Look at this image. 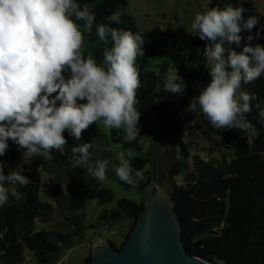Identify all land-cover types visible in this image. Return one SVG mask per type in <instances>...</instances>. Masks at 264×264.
<instances>
[{"label":"clouds","instance_id":"obj_1","mask_svg":"<svg viewBox=\"0 0 264 264\" xmlns=\"http://www.w3.org/2000/svg\"><path fill=\"white\" fill-rule=\"evenodd\" d=\"M247 11L243 4L205 5L191 18V32L207 42L204 58L211 80L190 99L188 108L199 109L216 129L234 128L256 136L246 114L254 106L264 124V106L253 105L257 97L242 84L264 76V46L254 42L260 38V29L253 33L260 17L246 15ZM108 19L111 24L123 23L118 10ZM94 26L103 45L99 60L85 44ZM245 30L248 34L242 36ZM144 44L141 32L97 23L92 5L79 0H0V157L11 141L24 160H50L53 150L67 145L65 132L80 141L82 133L98 122L105 129L121 130L125 142L135 141L140 134L137 59L144 55ZM162 81L165 93L186 91L176 68H166ZM94 148L91 141L74 144L70 160L103 182L109 161L93 162ZM136 155L134 150H122L118 164L112 166L119 181L133 186L143 178L131 164ZM30 183L18 171L5 174L0 163V207L10 196L20 199L19 189Z\"/></svg>","mask_w":264,"mask_h":264},{"label":"trees","instance_id":"obj_2","mask_svg":"<svg viewBox=\"0 0 264 264\" xmlns=\"http://www.w3.org/2000/svg\"><path fill=\"white\" fill-rule=\"evenodd\" d=\"M79 2L92 5L97 23H107L112 27H123L137 32L134 18L126 13H120L123 21L121 25L111 24L108 19L114 11L124 7L126 0H79ZM225 3H232L234 6L243 4L248 10L246 15L259 16L260 25H264V14L256 9L253 0H209L205 5L218 4L223 7ZM260 25L253 29V33L260 29V38L254 42L264 46V28ZM247 34L246 30L241 33L242 36ZM86 39L94 56L98 60L101 59L103 45L95 34V26L92 35L86 36ZM176 43L179 52L170 47H160L159 50L170 58L173 66L184 76H189L192 68L196 67L200 91L211 80L204 58V47L207 42L199 39L191 31L179 29ZM225 47L227 49L229 45ZM143 51L144 55L137 59L141 80L137 94L139 119H149L152 123L159 124L166 118L193 114L205 122L212 135L221 137L224 146L233 150V157L228 162L217 164L196 153L188 152L180 139L184 129L182 121L169 129L174 136L170 140L171 146L177 142L180 145L178 157L171 161V170L191 169L196 174L191 182L185 184L174 182L170 190L185 249L213 264H264V124L259 122L258 110L253 106L252 112L246 114V119L255 126L256 136L234 128H214L199 109L196 112L189 110L191 97L185 94L173 100L158 89L160 77L150 66L155 45L151 41H146ZM242 88L257 97L252 102L253 105L260 102L264 106V76L250 84H242ZM173 95L170 94V97ZM96 129L93 124L82 135L85 132H97ZM138 129L140 134L135 141L125 142L124 133L115 129L110 130L109 139L120 143L122 148H130L136 152L137 155L131 164L134 169L142 171L143 178L133 186L119 181L115 171L109 169L110 165L107 172L122 187H133L142 193L139 202L126 196H119L114 200V193L110 187L102 185L85 167L75 166L70 160L71 149L74 144H80L81 140L75 141L67 132L64 133L67 145L51 153L53 162L67 175L69 198L66 209L72 213L70 219L73 220L76 230L81 227L80 218L84 219L83 210L90 200H96L100 205L96 212L97 224L111 226L118 221H128L127 230L119 245L108 240L117 249L123 245L144 206L143 192L151 178L150 171L145 165L151 159L152 150L141 151L139 140L142 138L143 130L140 127ZM214 147L211 146V152ZM91 158L94 161L97 158L104 159L103 156H96L93 153ZM43 159L42 157H35L31 161L22 159L18 146L11 141L7 153L0 157L5 174L18 171L31 180L29 185L19 189L20 199L10 196L9 202L0 207V264H20L24 259L25 248L33 251L37 262L54 263L60 244L71 245L69 231L33 229L35 219L46 214L52 206L49 201H41L38 196L40 174L36 166L40 165ZM43 191L56 203L64 196L62 188L51 183H46ZM113 200L111 206H106V203ZM95 221L87 225L95 226ZM90 259L89 251L83 257L82 264H89Z\"/></svg>","mask_w":264,"mask_h":264},{"label":"rangeland","instance_id":"obj_3","mask_svg":"<svg viewBox=\"0 0 264 264\" xmlns=\"http://www.w3.org/2000/svg\"><path fill=\"white\" fill-rule=\"evenodd\" d=\"M208 1L209 0H126L124 7L118 9L120 13H126L134 18L137 32L142 33L145 42L151 41L155 45L154 56L150 61V66L159 75L160 81L157 87L167 98H172L174 100L185 94L192 98L199 94V75L196 67L192 68V72L189 76H184L178 72V74L184 77L186 83V91L184 94L170 97V93H165L163 91V72L168 67H175L170 58L162 54L159 48L170 47L179 52L176 43L179 36V29L191 31V18L196 11L202 10ZM253 2L256 9L264 14V0H253ZM85 44L87 51L92 53L87 39ZM168 119L170 118H166L157 125H163ZM181 121L184 129L181 132L180 139L190 154L196 153L202 158L212 160L217 164L228 162L233 157V150L224 146L221 143V139H218V135H212L205 122L199 117L192 114L191 116H186ZM94 127L97 128V132H85L82 135L81 143L91 141L95 146L92 152L93 155H101L104 159H107L110 165L109 169L113 171L114 168L112 166L114 163H118L117 154L122 150L130 148H122L120 143L110 141V130L105 129L102 123L98 122L94 124ZM138 127L140 126L138 125ZM140 128L143 130L142 138L139 140L141 143V151L147 152L148 149L152 150L150 155L151 159L145 165V168L148 167L151 174V178L148 182L149 184L153 180L155 174V154L153 151V138L155 134L154 123L148 121L147 130L142 127ZM212 145L215 146L213 152H211ZM179 149V142L172 146L173 156L167 165V179L171 183L169 193L174 182L185 184L186 182L193 181L196 177L195 172L191 169L171 170V161L173 158L178 157ZM92 161L94 162L93 159ZM36 168L40 174L39 199L41 201H49L52 206L46 214L35 219L33 229H57L60 231H69L71 233V245L60 244L54 257L55 262L48 264H82L83 257L86 256L89 251L91 253L92 245L101 239H105L107 243L108 240H111L115 245L120 244L127 230V220L115 222L111 226L97 224L95 221L96 212L100 205L96 200H90L83 210L84 219L80 218L81 227L79 230H76L73 220L70 219L72 213L66 209L69 198V188L66 185V173L54 163L52 159H43L42 163L36 166ZM46 183L55 184L62 188L64 196L60 199L59 203H56L54 199L48 197L43 191V187ZM101 184L111 188L114 193V200L119 196H126L139 202L142 197V193L135 188H125L119 185L108 172L107 178L101 182ZM145 192L146 189L143 192L144 198ZM114 200L106 203V206H111ZM93 221L96 223L95 226L87 225ZM20 264L41 263L37 262L33 251L29 248H25L24 259Z\"/></svg>","mask_w":264,"mask_h":264},{"label":"water","instance_id":"obj_4","mask_svg":"<svg viewBox=\"0 0 264 264\" xmlns=\"http://www.w3.org/2000/svg\"><path fill=\"white\" fill-rule=\"evenodd\" d=\"M185 117L170 118L161 126L154 124L155 174L145 187L144 206L123 245L117 249L105 239L98 240L92 245L89 264H213L185 249L169 193L167 165L173 156L169 129ZM148 121L139 119L138 125L147 130Z\"/></svg>","mask_w":264,"mask_h":264},{"label":"crops","instance_id":"obj_5","mask_svg":"<svg viewBox=\"0 0 264 264\" xmlns=\"http://www.w3.org/2000/svg\"><path fill=\"white\" fill-rule=\"evenodd\" d=\"M138 126V125H137Z\"/></svg>","mask_w":264,"mask_h":264}]
</instances>
